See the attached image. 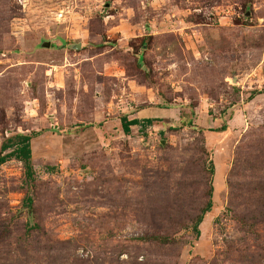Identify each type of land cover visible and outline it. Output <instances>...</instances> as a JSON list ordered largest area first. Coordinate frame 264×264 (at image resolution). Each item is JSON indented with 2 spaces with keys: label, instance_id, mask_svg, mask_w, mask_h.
Instances as JSON below:
<instances>
[{
  "label": "rangeland",
  "instance_id": "rangeland-1",
  "mask_svg": "<svg viewBox=\"0 0 264 264\" xmlns=\"http://www.w3.org/2000/svg\"><path fill=\"white\" fill-rule=\"evenodd\" d=\"M256 91L264 0H0V148L36 135L33 181L0 166V264H264ZM124 116L157 118L126 136ZM199 158L215 170L199 237L151 241L166 196L205 202L203 173L183 177ZM230 184L255 190L230 208Z\"/></svg>",
  "mask_w": 264,
  "mask_h": 264
},
{
  "label": "trees",
  "instance_id": "trees-1",
  "mask_svg": "<svg viewBox=\"0 0 264 264\" xmlns=\"http://www.w3.org/2000/svg\"><path fill=\"white\" fill-rule=\"evenodd\" d=\"M264 94L263 91H256L253 92L250 96V99L255 98L257 95ZM121 126H122V131L126 136H131L132 133V128L133 127H139L140 131H145L148 127L152 126L154 124V120H146V121H139V120H129L127 117H122L120 119ZM187 128V126H186ZM225 127H222L220 131L218 132H223L225 131ZM217 133V132H216ZM36 136V135H35ZM35 136H27V135H16L12 138L7 139L1 146L0 148V166L6 164L7 162L11 160H16L19 161L23 164L24 166V174L25 178L27 181H33L35 172L32 167V149H31V141L32 138ZM205 152L204 150H202ZM206 153V152H205ZM203 153V154H205ZM238 158V157H237ZM194 163L189 167L186 168L183 172V177L184 179L189 177V176H197L199 173H203V181H204V186L207 188L206 193L204 195L205 202L203 203L202 207L199 209H196L194 212V216H192V213L188 210V208H184V210L178 211L175 210L174 212L171 210L174 203L173 198H168L166 196V205L168 209V212H172L170 222L168 225L165 227L164 232L159 235H150L149 238L153 242H157L161 245H168L171 244L173 245L175 240H173V235L182 230V229H191L194 231L195 235L199 237L200 232H199V226L203 222V219L206 214L210 213L212 208H213V192L214 188L212 186V179L214 176V165L212 162H210L208 168L206 169L205 165L206 163L202 158H199L195 161ZM235 173V170L237 169V166L233 167ZM236 174V173H235ZM238 175V173L236 174ZM230 177H233L231 175ZM196 182L198 183V177H195ZM259 188H258V196L260 197V200L264 201V182L259 183ZM201 185V184H199ZM261 186V187H260ZM230 208L232 206V201L235 199H242L243 201H249L251 197V193L255 190V187L249 191L248 193L241 192L240 195H234L232 194V190L234 188L233 185L230 184ZM28 202L31 203V200L29 199ZM251 221V220H249ZM245 222V224L248 223V228L252 227V223L250 222Z\"/></svg>",
  "mask_w": 264,
  "mask_h": 264
},
{
  "label": "crops",
  "instance_id": "crops-1",
  "mask_svg": "<svg viewBox=\"0 0 264 264\" xmlns=\"http://www.w3.org/2000/svg\"><path fill=\"white\" fill-rule=\"evenodd\" d=\"M153 110L155 111L154 113H155L156 115H162L163 113L166 112V110H164V109H158V108H157V109H153ZM140 113H141V112H140ZM140 113H139V114H140ZM139 114H138V115H139ZM152 118H157V116H155V117H151L150 120H153ZM134 119L139 120L138 116L132 118L131 120H134ZM147 120H149V119H147ZM139 121H140V120H139ZM144 121H146V120H144ZM142 122H143V121H142Z\"/></svg>",
  "mask_w": 264,
  "mask_h": 264
},
{
  "label": "water",
  "instance_id": "water-1",
  "mask_svg": "<svg viewBox=\"0 0 264 264\" xmlns=\"http://www.w3.org/2000/svg\"><path fill=\"white\" fill-rule=\"evenodd\" d=\"M47 47H49L50 45L49 44H46Z\"/></svg>",
  "mask_w": 264,
  "mask_h": 264
}]
</instances>
